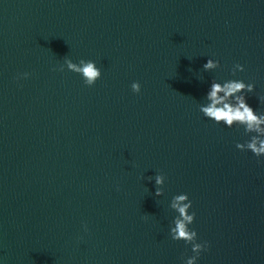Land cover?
Segmentation results:
<instances>
[{"label":"water","instance_id":"95a60500","mask_svg":"<svg viewBox=\"0 0 264 264\" xmlns=\"http://www.w3.org/2000/svg\"><path fill=\"white\" fill-rule=\"evenodd\" d=\"M231 80L264 120V0H0V264H186L180 194L197 264H264V132L201 112Z\"/></svg>","mask_w":264,"mask_h":264},{"label":"clouds","instance_id":"9594fccd","mask_svg":"<svg viewBox=\"0 0 264 264\" xmlns=\"http://www.w3.org/2000/svg\"><path fill=\"white\" fill-rule=\"evenodd\" d=\"M82 67H77L68 61V67L76 72H82L84 77V83L92 87L96 84L98 80L101 79V73L96 68L95 63L91 61H80ZM219 62L209 61L204 65L206 70H211L217 67ZM243 72L244 68L237 64L233 68V75L236 72ZM27 78V74H25ZM132 90L134 93L139 94L141 92V85L138 82H134L132 85ZM242 91H247L249 93L254 91V85L246 84L243 81L231 80L226 81L223 86L219 83H214L211 87V91L208 94V99L211 101L210 105L201 107V112L207 117L214 121L216 124H223L227 127H232L235 122L246 125L248 131L255 130L257 132H264L259 125L264 123L254 110L247 104L246 98L244 96H236L237 106H233L229 103V98L233 97L236 93ZM223 93V96H220ZM238 149H243L242 144H237ZM247 149L250 150L257 158L264 156V140L259 141V146H257V141L253 138L251 143H248ZM161 178L157 177V183H161ZM160 193L157 192V195ZM188 201V203H184ZM176 209L182 219H177L175 221V227L172 229V239L179 242L184 241L186 244L192 246V252L195 254L188 258L186 264H197V260L200 253L205 251L209 245L207 242L199 243L194 242L197 239V232L194 230H189L188 225H192L195 222V213L189 214V209L193 207L188 195L180 194L174 197V203L172 205Z\"/></svg>","mask_w":264,"mask_h":264}]
</instances>
